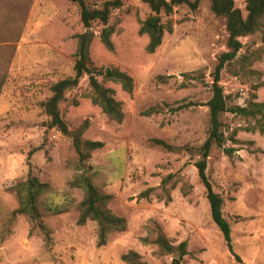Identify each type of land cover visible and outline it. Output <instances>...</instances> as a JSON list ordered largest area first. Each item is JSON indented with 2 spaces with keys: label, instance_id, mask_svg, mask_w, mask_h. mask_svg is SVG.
<instances>
[{
  "label": "rangeland",
  "instance_id": "374dc122",
  "mask_svg": "<svg viewBox=\"0 0 264 264\" xmlns=\"http://www.w3.org/2000/svg\"><path fill=\"white\" fill-rule=\"evenodd\" d=\"M90 1L101 6L108 0ZM246 2L236 0L244 16ZM150 12L141 0H123L110 20L112 49L101 39L102 25L92 28L93 65L119 67L134 78L135 88L130 94L120 83H106L123 104L121 123L93 104L88 77L67 93L60 107L69 130L89 121L83 139L104 143L81 166L71 133L51 128L43 107L50 85L75 73L77 35L87 31L80 9L69 0H0V231L19 206L13 188L33 175L49 185L41 197L43 221L54 239L47 247L40 230L19 216L0 236V264H128L122 255L130 250L147 264H172L181 255L178 249L160 251L154 242L160 230L176 247L187 243L181 264H264V119L225 113V146L236 151L230 156L215 145L208 157L234 252L212 218L194 164L209 136L212 73L230 50L226 20L208 0L195 11L178 6L164 17L173 31L150 53L149 37L140 32ZM241 40L243 48L222 72L229 107L264 102V20L257 33ZM170 174L173 179L164 183ZM81 177L111 193L110 208L127 219V230L113 233L106 246L97 245L95 221L78 224Z\"/></svg>",
  "mask_w": 264,
  "mask_h": 264
},
{
  "label": "trees",
  "instance_id": "16d2710c",
  "mask_svg": "<svg viewBox=\"0 0 264 264\" xmlns=\"http://www.w3.org/2000/svg\"><path fill=\"white\" fill-rule=\"evenodd\" d=\"M75 3L80 9V19L87 29L86 32L77 35L78 46L75 53L76 61L74 65V75L65 79L59 80L50 85V96L43 102L45 113L50 116L51 128H58L64 134L72 135L75 149L79 156V164L87 166V161L92 157L95 150L101 149L104 146L102 141L84 140L83 135L86 132L89 121L74 131H70L61 112V103L66 100V95L69 91L80 86L82 80L88 77L91 91L89 97L93 104L99 106L101 110L108 116L110 120L122 122L125 117V112L122 102L115 97V90L106 86L107 82L120 83L124 90L132 94L135 88L134 78L126 71L119 67L98 68L95 67L91 59V46L94 40V32L92 28L95 24H101L100 32L101 39L106 47L113 48L111 36L113 27L110 26L112 13L115 9L123 6V0H108L101 6L91 3L90 0H69ZM148 5L151 12L142 21L140 32L149 37L147 51L154 53L156 49L162 45L163 38L166 32H172L174 25L171 20L165 21L164 17H171L175 8L181 5H188L191 10L195 11L199 8L202 0H141ZM210 2L212 12L226 20V27L229 32L228 46L229 51L223 52L218 63L212 73L211 91L212 96L208 101L210 116L209 136L201 146L200 158L194 163L200 181L206 189L207 198L210 203L212 218L220 227L224 234L225 240L229 249L234 252L232 241V228L229 221L223 214L224 200L219 193L214 190L213 184L208 175V157L215 145L224 148L225 152L232 156L236 149L234 147H226L225 134L222 131V117L225 113L231 112L246 118L257 119L260 123L264 119V102L251 101L247 106L229 107L227 96L223 85L221 84L222 72L227 65L231 64L238 56V53L243 48L244 44L241 40L243 37L257 33L264 20V0H247L246 11L247 16H244L241 8L237 6L236 0H208ZM2 83H0V94ZM151 109L147 113H151ZM260 130L264 131V124L260 123ZM254 130L255 126L248 127ZM172 150H182L176 148L164 141L157 140ZM172 174L166 176L164 183L170 182L173 179ZM85 188V195L82 201L76 206L79 211L78 224L85 225L90 220L97 223V245L99 247L106 246L109 237L115 232H123L128 228L127 219L117 215L110 208L109 204L113 199L111 193H107L95 187L89 177H81L77 180ZM13 190L19 201L18 208L14 209L9 218V224L3 226V231H0L1 239L5 237V230L11 231L13 224L19 216H26L36 228L43 234L44 242L47 247H52L54 239L51 228L43 221L44 210L42 207V195L49 190L48 183H43L38 177L30 175L25 181L17 184ZM148 196V192L144 193ZM59 208L55 210L56 214H61L70 209ZM160 251L164 254L174 253L178 249L181 257L174 258L172 264H181L182 257L187 253V243L183 242L178 247L173 245L167 238L166 234L160 230L156 239ZM122 259L128 264H147L142 260L141 255L130 250L122 255Z\"/></svg>",
  "mask_w": 264,
  "mask_h": 264
}]
</instances>
